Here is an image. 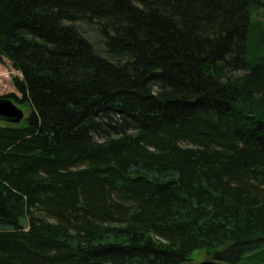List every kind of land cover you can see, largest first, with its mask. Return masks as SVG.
I'll use <instances>...</instances> for the list:
<instances>
[{
	"label": "trees",
	"instance_id": "16d2710c",
	"mask_svg": "<svg viewBox=\"0 0 264 264\" xmlns=\"http://www.w3.org/2000/svg\"><path fill=\"white\" fill-rule=\"evenodd\" d=\"M3 60L0 264H264V0H0Z\"/></svg>",
	"mask_w": 264,
	"mask_h": 264
},
{
	"label": "rangeland",
	"instance_id": "374dc122",
	"mask_svg": "<svg viewBox=\"0 0 264 264\" xmlns=\"http://www.w3.org/2000/svg\"><path fill=\"white\" fill-rule=\"evenodd\" d=\"M83 30L89 39H92L93 41H99V37L96 35V33H94L93 30L88 29L87 27H84ZM16 78L22 79V76L20 73L14 70L11 63L7 60H3V62H0V97H6L8 95H15L16 98L14 97L12 98L10 97V98L14 101L17 100L18 102L22 99V96L20 92L17 90L15 83H14ZM24 111L26 113V118H27L29 116V108L26 107ZM191 259L192 260H190L188 264L208 261L210 260V257L204 251H196L192 255Z\"/></svg>",
	"mask_w": 264,
	"mask_h": 264
},
{
	"label": "water",
	"instance_id": "95a60500",
	"mask_svg": "<svg viewBox=\"0 0 264 264\" xmlns=\"http://www.w3.org/2000/svg\"><path fill=\"white\" fill-rule=\"evenodd\" d=\"M25 119V113L17 107L11 99H0V121L12 125H20ZM192 264H221L215 260L203 261Z\"/></svg>",
	"mask_w": 264,
	"mask_h": 264
}]
</instances>
